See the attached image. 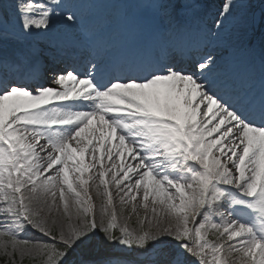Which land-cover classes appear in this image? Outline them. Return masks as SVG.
I'll list each match as a JSON object with an SVG mask.
<instances>
[{
    "label": "snow or ice",
    "instance_id": "1",
    "mask_svg": "<svg viewBox=\"0 0 264 264\" xmlns=\"http://www.w3.org/2000/svg\"><path fill=\"white\" fill-rule=\"evenodd\" d=\"M253 22L251 0H0V264H264Z\"/></svg>",
    "mask_w": 264,
    "mask_h": 264
}]
</instances>
